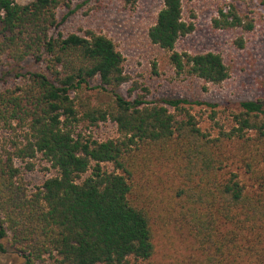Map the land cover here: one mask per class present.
Instances as JSON below:
<instances>
[{
    "label": "trees",
    "instance_id": "obj_1",
    "mask_svg": "<svg viewBox=\"0 0 264 264\" xmlns=\"http://www.w3.org/2000/svg\"><path fill=\"white\" fill-rule=\"evenodd\" d=\"M77 1L0 0V66L11 67L0 81L12 71L20 78L0 90V240L9 239L25 264H148L152 203L138 201L135 177L155 159L178 181L167 219L194 240L201 264H264V104H230L226 126L207 104L212 125L203 129L186 99L120 95L130 78L113 41L92 29H60ZM62 8L68 15L59 19ZM212 23L253 27L233 7ZM193 30L181 0H162L147 36L177 76L221 84L229 71L218 53L175 50ZM27 59L43 69L23 72ZM92 91L109 98L97 101ZM107 122L116 137L78 131ZM37 159L55 174L30 189L24 172ZM234 162L252 185L230 169Z\"/></svg>",
    "mask_w": 264,
    "mask_h": 264
},
{
    "label": "rangeland",
    "instance_id": "obj_2",
    "mask_svg": "<svg viewBox=\"0 0 264 264\" xmlns=\"http://www.w3.org/2000/svg\"><path fill=\"white\" fill-rule=\"evenodd\" d=\"M31 1L14 0L21 5ZM181 2L183 19L193 23L194 30L177 41L175 50L192 54L207 51L218 53L229 71V77L221 84L177 76L169 63V54L149 41L147 32L155 21L162 0H135L133 5H126L123 0H79L72 4L73 13L68 15V10L62 8L57 11V15L59 19L68 15L60 27L63 33L92 29L113 41L124 58V70L130 78L127 84L117 90L120 95L134 98L137 94H145L147 101L186 99L192 103L193 113L201 118L203 129H210L212 125L208 120L211 108L207 106L211 104L217 111L218 123L226 126L230 104L245 100L264 104V6L259 0ZM231 7L244 23H252L250 31L240 27H213L212 21L218 17L219 10L226 12ZM239 41L242 46H239ZM42 69L41 64L31 59L23 63V72ZM10 70V64L4 60L0 66V76ZM14 74L15 71H12L0 81V90L19 83L20 78ZM92 93L96 94V91ZM96 96L97 101L109 98L104 92ZM78 131L96 140L117 136L115 125L109 122L88 130L79 128ZM238 167L239 164L234 162L230 169L239 172L243 183L252 185V181ZM53 174L55 172L44 161L37 159L34 169L24 172V180L32 189ZM135 182L139 185V189H136L140 195L138 201L144 205L152 203L155 253L148 264H201L194 240L167 219L166 210L173 205V195L178 186L171 165L159 163L155 159L147 166L142 162ZM0 264H25L24 258L9 239L0 240Z\"/></svg>",
    "mask_w": 264,
    "mask_h": 264
}]
</instances>
